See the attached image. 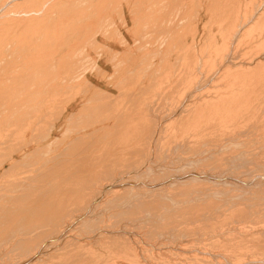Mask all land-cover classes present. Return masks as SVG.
Masks as SVG:
<instances>
[{
    "label": "bare ground",
    "instance_id": "bare-ground-1",
    "mask_svg": "<svg viewBox=\"0 0 264 264\" xmlns=\"http://www.w3.org/2000/svg\"><path fill=\"white\" fill-rule=\"evenodd\" d=\"M190 1H192V0H190ZM204 1L207 2L204 5L208 9V12H205V13H207L206 15L207 16L208 15L209 16H211V15L215 16V19L219 23L218 25L221 29L223 28V27H221L222 25L227 30H228V28L229 29L236 28V32H234V34H238V33L240 34L243 29L248 28V26H250L252 24L251 22H253V24H255V25L257 24V27L261 26L260 23L262 20H264V0L261 2V4L258 7L256 6L257 8H255V9L252 8V10L249 13H247L248 17L246 19H244L239 24H238V22L236 24L235 19L237 17L235 19L233 17H231L233 15V12H234L233 10L235 8H238L235 5L238 4L239 0H208V1L204 0ZM240 1H242V4H243V0H240ZM196 2H198V0ZM123 3H125L126 6H125V4L123 5ZM187 3H189V2H187V0H125V1L124 0L123 1L122 0H106V2L100 3L99 5H98V2L95 0H3V2H1L0 11L3 10L4 8H6L9 11V13L8 14H1V12H0V21L1 20L3 21V22H0V229H1L0 233H2V231H3L2 228L4 226L7 228L13 226V230L15 227L16 228L20 227L21 228L20 230L21 231L23 230L22 232H25V234H23L22 236L19 235V237L21 236V238L17 239V240L21 241V243L25 244L24 245L25 249L21 250L20 255L18 253L14 252V253L18 254L19 257L16 261H14V262L12 261L13 262L12 264H221L220 262H223L224 264L225 263L226 264H238L239 263V261L236 263H234V261L230 262L231 260L229 261L219 251L218 252L209 251V248L207 247L206 244L205 245L203 244L204 246L202 245V242L204 243V241H205V243H206V241L210 242L211 240H217L218 241L220 238H222L224 236V234H226V233H222V231L217 230V227L222 222L221 223L210 222V223H206V224H205V222H203L204 226L202 228L204 230V227H205V231H208V230H206L208 228L211 230L216 228L210 234H208V232L207 233L205 232L206 234H208L206 236L202 234V236H200V237H197L198 236L197 235L196 236L197 238H191V237H195L192 235V234H194L193 233L194 231H193L191 234V237L189 236L190 238L180 239L178 241L176 240V242H175L174 241L175 236H173V234H172L173 237L171 236V238H173V239L168 237V239L170 238V240L174 241L171 244H169L170 240H169V242L164 241L165 238L160 234V232H157L158 229H156L157 234H159V236L161 235L164 238L163 241L161 240L160 242H156V241H153L150 238H148L152 234L148 235L147 232L145 233V232L137 231L138 228H136V230H135L133 224H134V222H139V221H134V219L132 217H131V219H133V221H134L133 223L118 224V222L120 223V221L117 222L116 221L117 219L113 220V218L116 217L120 211H122V210H124V208H126V205H122L120 203L122 206L117 207L118 205H116V207H114L115 204L114 205L112 204V206L114 208H112L111 212L109 211L108 213L98 214L100 216H98L96 213L94 215V211H93L94 209L93 208H95V206L99 205V204H97L98 198L93 197L90 194L93 193V191L95 190V189H93V187L96 184L94 186L92 185V187H91L90 184L86 185V184H83L85 182L81 183V181H79L82 179L84 180L85 176H88V175L91 176V174H94V173L96 175L97 172H99V175H101L102 174L101 171L102 170L104 171V169L107 172L106 166H108V165L106 162H104V159H105V157L107 158L109 155L111 156V154L113 153V152L111 153V151L114 150V152H116V151H118V149H123V148L126 149L127 145H129L131 142H132V145L134 146V145H136V143L140 139V137H142L143 135H147V136L149 135L146 132L147 125L148 126L150 125V128L152 126V124H151L152 122L148 123V121L150 119L149 115H148L149 112H147V111H149V109H148L149 107L147 106V109H148L147 111L141 110L142 108H141L140 104L142 101L140 99H143L142 94L143 93L145 94V92H146L144 88H147L146 90H149L153 81H155V79L157 77H159V79L157 78L156 82L158 80H160L161 78H162V81L160 80L161 83H163V79L166 80L165 81L166 83H164V84H167V86H168L167 88L170 89L169 91L167 89L168 92L166 94V99L170 100V98H171L173 105H171L170 103L169 104L171 105V108H173V109L172 110H171V108L168 109L171 111H168V113L166 115H164V117H161L162 119L160 118L156 127L154 129H152L154 131L149 136V138L151 137V141H152V138H154V137L163 136V135H161L163 133V132H161L162 128H164L163 131H164V133H166L165 132V130H166L165 128H167L166 125H167V123L171 122V120L173 118L175 120L177 117L182 118L183 116H185V117H187V119H185V121L186 120L188 121V122L186 121V125H184V126L182 125L183 127L181 126L180 130L174 129V131H176V130L177 131L179 130L178 132L187 131L189 133L184 132V133H186V135H189L190 133H194V135L197 134V135H195L197 137H199V136L201 137V135L208 134V136L210 137L209 133L211 135L214 134L213 133V132H215L214 129L218 128L217 126H220V124H221L222 128L226 124L229 125L232 122L235 123V120L237 123L239 122L240 124H246L247 122H249V120H251V117L254 114V112H256V110L263 109L262 107H264V104L257 103L258 101H256L255 99L258 98L256 96L260 92L259 90H261L260 87L261 86H262V88L264 87V85H263L264 81H263V83H261V82L258 83L257 82L258 80H257L254 82L255 85L253 84L251 86L250 85L247 86L246 84L249 82L252 83V81L255 80L257 76L260 75V77H261V75L264 74V72L261 74V73H258V72H255V71H252L251 69H249V72L252 71L253 73L250 72L251 74H248V72H247V74L249 76V78H248L246 73H245L246 70L244 69L245 71H243V72H244V75H246V76H244L243 74H242L243 76L240 75L242 80L240 79L239 76H238L239 78H237V77H235V78L243 81L245 83V87L235 89L236 84L234 82L237 79L236 80L232 79L233 81L235 80L234 82L231 81L233 83H231L230 81L229 82L226 81L227 84L223 88L221 87L222 88L221 91H224L226 93H227V91H229V94L227 93L226 95H224V94L221 95L220 91H219L220 93L217 91L219 95H216L215 91L214 92L210 91V92L214 93L213 95L206 94V92L209 90L205 89L207 91H205V92L202 91L204 89L203 86L206 82L204 84H202L203 86H200V84H198L199 86L194 85L193 87H190V85L192 84V81L195 80L194 75L196 77L195 72H196L197 67L199 66L198 64L200 62V59L205 60L206 56H205V59L204 58L202 59V57L199 55L200 53L197 55L196 52L194 51V48H195L194 42H195V40L197 41V39H196L195 33H193L195 30L194 26H193L194 22L195 21L202 22L204 18H202L200 16V12H199L197 14L196 20L193 22V20L195 19V14L199 10L198 11L195 10L196 11L195 12L194 9L197 6H195V8H193L191 6L193 8V11L195 12V14L193 16L194 18L193 17L190 18L189 15L191 14L192 11L188 7L190 5H192L193 3L191 4V2H190L189 6H187ZM198 3L200 4V2H198ZM194 4H195V2H194ZM199 4H198V6L200 7ZM240 4H241V2H240ZM122 5L128 9V10L126 9L127 13L124 11L125 7L123 8ZM239 5H237V6H239ZM24 6H28L29 9L26 10V12L16 14V9H18L20 7H22V9H23ZM112 8H114V9L116 8L117 12L120 11L122 14L121 17L117 18V21L119 18L122 19V21L124 22L123 24L128 23V21H129V23L133 24L132 26H134V29L136 27H137L136 30L140 28L137 31L141 32L142 35H144V37H145V35H148L149 38L152 37V40H148V39L146 40V38H145L141 41L139 39L140 37H138V33L137 34L135 33V32H137L136 30H134V33L132 34L135 36L137 35V37H138L137 39L140 42H142V43H139L141 46L140 45H138V46H140V48L143 49V50L142 49H140V50L144 55L142 54L143 56H141V58H139V56L137 55V58L142 59L141 60L142 64H140V60L138 61L137 59H136V61H138L139 63L135 62V57H136L135 55L136 54H134V51L136 53V50H133V52H132L134 54V56L132 54L130 55L131 59H134L133 61L130 59L132 62L138 63L137 65L140 64L141 69L139 66H138L139 69L137 67V69L139 71L136 70V72H135L134 67L136 65H134L130 61H128V59L130 57H128V59H127V56L124 53L125 58L122 56L124 59L122 58L119 60H118L119 57L117 55L116 56L112 55L113 57L110 55L112 58L109 57V60L111 59V61L109 63H111V65L113 67L111 68V72L108 73L109 68H108V66H106L107 63L103 62V64H102L101 62H98L95 59L93 60L91 58L90 54L87 51H85V49H84L87 45L85 47L84 46L82 47V45H85L86 43H90V42L92 43L93 41L95 42L96 33L98 31H99V33L102 32V35H103V32L106 35V32L104 30H102V29L97 30L96 28L98 27L99 22H102L105 19H108L110 21L113 18L112 17L113 15H111V11H112L111 9ZM134 8H135V10H133ZM238 10L239 9H237V11ZM3 11L6 12L5 10H3ZM10 11H13V12L15 11L14 12L15 14H13V12L11 14ZM18 11H19V9H18ZM247 11L248 10H246V12ZM246 12H244V13H246ZM112 13H113V11H112ZM115 16H116V14H115ZM117 16H119V15H117ZM191 16H192V14H191ZM207 18H206V20H207ZM120 19H119V21H121ZM206 20H204V21H206ZM187 22H189V23L191 22L190 25H192V26H190V29H192V31L189 33H193V35L192 34L190 35V37L191 36H193V37H192V40L190 38V40H191V41H189L190 43H186L187 40H185L184 37L182 38L181 37L182 35L180 36L181 30H178V28L182 29V27H179L180 25L183 26L182 25L183 23H185V25H186ZM262 23L264 24V22H262ZM187 25H189V24L187 23ZM203 25L205 28V24H203ZM209 25H210V23H209ZM219 27H218V29H220ZM190 29H188L187 31H189ZM218 29H217V32H218ZM113 30L117 32L116 29L113 28ZM196 31H197V29H196ZM228 32H229V30H228ZM183 33L184 32H182V34ZM225 33H227V31ZM229 33H231V30ZM114 35H112V36H114ZM156 35L157 36L161 35V36H164L165 38H161L159 40H153V37L155 38ZM140 36H141V34H140ZM230 37H232L231 34H230ZM102 38H104V37H102ZM121 38L124 39V37H121ZM121 38H119V39H121ZM214 38H217V37H214ZM135 39H136V37H135ZM135 39L131 38V40H133L132 42H134ZM141 39H142V36H141ZM224 40L227 41V39H224ZM121 41L122 40H120L118 42L126 45V47L130 43L126 39L123 40L122 42ZM207 41H209V40L207 39ZM132 42L130 45H132L134 43L135 44L138 43V42H136V40L134 43H132ZM215 42L216 41L214 40V44L213 43L212 44L216 45ZM222 42H224V41H222ZM229 42H230V40H229ZM154 43L158 44V46L155 45ZM100 44H101V42H100ZM151 44L155 45L154 46L155 49L152 47ZM217 44H219V43H217ZM220 44H221V42H220ZM89 45H92V44H89ZM221 45H222V47L223 46L227 47L228 44L224 45L222 43ZM94 46H92V48ZM96 46H97V44H96ZM133 46H137V44L133 45ZM133 46L132 47L130 46V48H133ZM146 46L147 47L149 46V48L152 47L153 51L155 50L154 53L157 54V55H154L155 58H158L160 56V58H159L160 60L158 62H156V61H154L156 63L152 62V59L154 60V58H153L154 56L152 57V59L149 58V61H148L147 57L150 54H148V56L146 58L144 57L147 55V54L145 55V53H147V52L150 53L148 51V48H146ZM190 46H192V47L190 48ZM193 46H194V48H193ZM198 47H200V46H198ZM107 48H108V46H107ZM214 48H216V46L213 47V50L216 52L217 48L216 49H214ZM219 48H221V46ZM94 49H95V47H94ZM138 49H139V47L137 48V50ZM211 49L212 48H210V50ZM223 49L226 50V48H224V47L221 50H223ZM122 50L125 51V49H122ZM217 50L220 53L222 52L220 49H217ZM93 51L94 50H92V54H93ZM144 51H147V52L144 53ZM137 52H139V50ZM207 52H208V50H207ZM210 52L214 53L213 51H210ZM151 53H153V52H151ZM220 53H217V54L215 53L217 55L216 57H218V54H220ZM108 54L109 53H107L106 55H108ZM139 55H141V54H139ZM132 56L134 58H132ZM213 56H212V58H213ZM150 57H151V55H150ZM252 57L253 58H248L247 60L245 59L246 61L241 60L242 62L241 61L240 62L243 65L242 67H244V66L252 67L253 65H254V67H255V65H257L259 67L261 64L264 65L263 64V61H264V53L263 52H262V54L259 53L258 56H256V57H254V56H252ZM94 58H95V56H94ZM116 58H117V61H115ZM212 58H210V60ZM218 59L220 60L219 57H218ZM125 60H126V62L128 61L127 62L128 64L125 62ZM214 60H215V58H214ZM214 60L211 61V63L214 62ZM224 60H226V58ZM105 61H106V59H105ZM208 61L209 60H207L206 63ZM124 62H125V66L122 68V70L117 72L119 66L121 64L123 65ZM221 62H222V60L220 61L219 66H217L218 67L216 70L217 73H222V74H220L221 76H223L224 74H226V75L230 74L229 72L226 73L223 71L226 70L231 65L233 67L232 62L227 61V62H229L227 64L225 63V61H224V63H221ZM202 63H200V64H202ZM211 63H209V64H211ZM209 64H206V65H209ZM238 65L235 64V66H238ZM262 65H261V67L263 69L264 67ZM91 66H94L93 68L97 67V69H99L98 73L96 74V75H99L98 77L95 75H94L95 76L94 77L93 74H91L90 71L88 70ZM212 66H213V64H212ZM240 66H239V69H240ZM132 67H133V69H132ZM203 67H205V64ZM242 67H241V69H242ZM200 68H201V66H200ZM209 68L211 69V66ZM245 68L247 69L248 67H245ZM237 69H238V67H237ZM91 70H92V67H91ZM207 71L209 72V69ZM239 71H237V72H239ZM202 72L203 71H201V73ZM234 72L238 75L236 70ZM234 72H233L234 75L231 73L232 76H235ZM243 72H241V73H243ZM134 74H135V76L139 74L137 76L138 78L134 76L135 79H138L136 83L134 82L136 80H134L133 83L131 82V79H132L131 77ZM231 74H230V77H232ZM251 75H252V77H250ZM160 76H161V78H160ZM207 76H208V74H207ZM209 76H211V75H209ZM243 77L244 78L247 77V79L244 81ZM262 77H264V76H262ZM192 78H193V80H192ZM227 78H228V76H227ZM211 79H209V80H211ZM222 79L226 80V77L222 78ZM222 79H219L218 81H220ZM238 80H237V82H238ZM240 80H239L240 86H241V84H242V86H244V83H241ZM210 82L212 84V82H215V81L211 80ZM223 82H225V81H223ZM154 83H153V85H154ZM161 83L160 84L157 83V85L159 86V85H161ZM259 84H261V86ZM134 85L135 86L138 85V87H135ZM187 85L190 87V88L187 87L189 90H187V88H185ZM208 86H209V84H208ZM257 86H260V87H257ZM124 89H126V90H124ZM128 89L130 90V91H128L129 93L125 92ZM211 89H212V87H211ZM218 89H220V87H218ZM202 92L205 93L206 95H203ZM162 95H161V97H162ZM261 97H262V95H261ZM171 100L167 101V102H171ZM174 100H175V102H174ZM136 106L139 107L140 110H138L139 108H136ZM58 109H59V112L57 111ZM54 118H55V120H54ZM59 119H61V123L58 125L57 121ZM179 119L180 118H178V121H179ZM237 119H239V120L237 121ZM183 120L180 121V122H182V124L184 123ZM154 121H156V120H154ZM178 121L176 119V121H174V122L172 121V122L176 123ZM176 125H177V123H176ZM234 125H236V123ZM177 127H178V125H177ZM205 127L207 129H205ZM226 127H227V125H226ZM168 130L169 129H167V131ZM218 130H221V129H218ZM144 132H146L147 134ZM156 132L158 133L157 135H156ZM160 132H161V134H160ZM141 133H142V135H141ZM150 133H151V131H150ZM241 133H242V131H241ZM181 135H179V136L181 137ZM194 135L191 134V136H194ZM173 137L176 139V135ZM197 137H195V138H197ZM144 138L145 137H143L141 139L144 140ZM166 138H169V136H167ZM174 138L171 137V139H173V141H174ZM201 138L204 139L203 136ZM201 138L197 139V140H202ZM157 140H159V139L157 138L156 141ZM141 141H138V143L139 142L141 143ZM219 141H221V140H219ZM148 142H147V144H148ZM170 142H172V141H170ZM143 144H144V142L140 145L142 146ZM199 144H200V142H199ZM214 144H216V143H214ZM226 144L228 145L229 143L227 142ZM193 145H195V144H193ZM195 146H197V145H195ZM201 146H202V144H201ZM130 147H132L131 144H130ZM148 147L150 148L151 146L149 145ZM116 148H117V150H115ZM132 149H129V150L132 151ZM134 149L136 150L137 148H134ZM134 149L132 151L133 153H135ZM140 150H141V148H140ZM144 150H146V149H144ZM236 150H237V148H236ZM126 151L129 152L128 150H126ZM138 151H137V154L139 155L140 153H138ZM180 152H182V151H180ZM133 153H131V154H133ZM144 153H146V152H144ZM190 153H191V151H190ZM118 154H120V153H118ZM114 155H117V154L114 153ZM133 156H135V155H132V157ZM103 157H104V159H103ZM137 157H139V156H137ZM137 157L135 158V160L137 159ZM141 161H142L143 165L138 166L139 168L137 167V169L134 167L135 172L136 171L140 172V170L142 171L145 167L151 165L150 163L148 164L147 162L144 163V159ZM227 161H229V160H227ZM260 161H261V159H260ZM107 162H109L108 159H107ZM123 163H124V161H123ZM110 164H111V160H110ZM113 164H114V162L111 165L112 167L116 165V164L115 165H113ZM110 167H108V168H110ZM32 171L37 172L39 175L34 173L35 174V176H33L34 178L30 177L31 178L30 179L27 177L28 174H26V173L32 172ZM66 171H69V173L67 172V174H66V180L65 181L67 183L63 182L64 185H62V181H60V180H61V177L63 175V172H66ZM105 171H104V173H105ZM255 171H257V170H255ZM144 172H146V170H144ZM23 175H27V176H23ZM36 175L38 177H36ZM73 175H78V176L73 177ZM95 175H92V176H95ZM103 175H101V176H103ZM56 176L57 177L60 176L59 181L61 182V184H60V186L62 185L61 187H58L56 185L54 186L53 184L52 185L50 184L52 187H49L48 185L44 184L46 181L49 182L50 179L51 180L54 179V177L57 178ZM113 176H114V173H113ZM180 176H182V175H180ZM67 177H69V178H67ZM190 177H191V175H190ZM63 178H65V177L63 176L62 179ZM90 178H92V177H90ZM194 178H195V176H194ZM86 179H88V178L86 177ZM93 179L95 180V178H92V180ZM178 179H180V178H178ZM191 179H190V181H191ZM99 180L100 179H98V181ZM120 180H122V178H120ZM197 180H195V181H197ZM59 181L57 180L55 182L54 180H52V182H55V183L58 182V184H59ZM90 182L91 181H89L88 183H90ZM123 182L124 181H116L113 184H111L110 188H114V189L119 188L125 184ZM170 182H172V181H170ZM180 182H182V181H180ZM166 183H168V182L166 181ZM245 183H248V182H245ZM41 184H43V187L40 191H37V190L32 191L31 190V189L36 188L37 185L39 186ZM91 184H92V182H91ZM99 184L97 183V185H99ZM180 184L183 186L182 183H180ZM141 185H143L145 187V189H146V187L151 189L156 184L146 182V183H142ZM163 185L161 187H163ZM165 185H167V184H165ZM244 186H245V184H244ZM53 187H57V188H53ZM124 187H125V185H124ZM177 187H178V185H177ZM177 187H175V188H177ZM98 188H97L98 189V195H100L102 202H107V201L109 202V199H110L109 193H111V192L114 193L115 190H109L110 188L108 189L107 186H102V187L98 186ZM122 189H124V188L122 187ZM122 189H120V190H122ZM140 189H142V188L140 187ZM164 189L167 190V188H164ZM164 189H162V190H164ZM170 189H171V187H170ZM184 189H186V188H184ZM132 190H134V189H132ZM168 190H169V188H168ZM182 190L183 189L181 188L180 191H182ZM119 191H118V194H120ZM178 191H176V193ZM144 192L146 193L147 191L144 190ZM189 192H190V189H189ZM183 193H185V192H183ZM84 194L86 196L82 197V195H84ZM210 194H211V192H210ZM128 195H130V193ZM147 195H149V194H147ZM181 195H182L181 197H183V194H181ZM188 195L190 196V194H188ZM135 196H136V194H135ZM139 196H140V194H139ZM149 197H151V196H149ZM198 197H200V196H198ZM137 198H138V196H137ZM140 198H141V196H140ZM185 198L187 199V197H185ZM115 199H117V198H115ZM115 199H114V201L112 200V202H115ZM141 199H143V198H141ZM170 199H172V198H170ZM189 200H191V198ZM202 200H205V199H202ZM133 201L131 202L130 205H132ZM150 201L152 203V200H150ZM174 201L177 202V200H175V199H174ZM120 202H121V199H120ZM141 202L143 203L144 201L143 200H137L134 203L136 204V203H141ZM166 202H167V200H166ZM180 202H181V200H180ZM189 202H191V201H189ZM124 203H126V202H124ZM206 203H209V202H206ZM135 204H133L131 207L133 208V206ZM145 204H147V203H145ZM154 204L156 205L157 203L154 202ZM175 204H177V203H175ZM209 204H211V203H209ZM130 205L127 207H130ZM155 205H153V207ZM157 205H159V204H157ZM162 205L163 204H161V206ZM164 205H166V204H164ZM178 205H180L179 202H178ZM200 205H201V202H200ZM200 205L197 204L196 209L198 207H200ZM202 205H203V203H202ZM100 206H101V204H100ZM107 206H108V204H107ZM138 206H139V204H138ZM195 206H196V204H195ZM141 207H143V206H141ZM149 207L150 206H148V208ZM104 208H106V206ZM132 208H130V209H132ZM148 208L146 207L147 211H148ZM181 208H183V207L181 206ZM75 209L76 210L80 209V211H77V213H75V214H71V212L74 211ZM167 209H168V206H167ZM185 209H183V210H185ZM200 209H201V207H200ZM204 209L206 210L205 206H204ZM98 210H99V208H98ZM127 210L131 211V210H129V208ZM134 210L136 211L137 208L136 209L134 208ZM142 210H144V208ZM146 210H144V211H146ZM257 210H259V209H257ZM263 210H264V208H263ZM151 211H153V210H151ZM206 211H208V210H206ZM250 211H252V209ZM138 212L141 213V211H138ZM162 212H164V211H162ZM133 213H135V215H134V217H135L137 214H136V212H133ZM147 213H146V215H147ZM150 213L148 215H150ZM160 213H161V210H160ZM160 213H158V215ZM243 213H244V211H243ZM176 214L177 213H175V215ZM179 214H180V212H179ZM124 215L126 216V214H124ZM146 215H145V217H147ZM158 215H156V216H158ZM129 216L126 218H129ZM150 216L152 217L153 215H150ZM178 216H177V218H178ZM181 216L183 217L185 215L183 214ZM170 217H173L172 214ZM93 218H96L97 222L99 221V223L102 222V225L95 227L94 229H92V231L90 230L91 229L90 226H88L87 228H90L89 229L90 232H86L84 234L80 233V231L83 229L86 222H88L89 219H93ZM139 218H141V217H139ZM142 218H144V217H142ZM121 219H122V217H121ZM121 219L119 217V220H121ZM160 219H161V217H160ZM174 219H175V217H174ZM214 219H216V218H214ZM170 220H171V218H170ZM170 220H169V222H171ZM183 220H184V217H183ZM93 221H95V220H93ZM129 221L130 220H128V222ZM208 221H209V219H208ZM122 222H123V219H122ZM141 222L146 224V226L151 224L152 225V226L150 225L152 227V228H150L151 231H152V229L157 227V226L154 227L155 226L154 223H156V221H154V220H146L145 222H147V223H145V222H143V219H142ZM141 222H139V223H141ZM184 222H185V220H184ZM159 223H161V222H159ZM180 223H181V220H180ZM180 223H179V227L181 226ZM88 224H90V223H87L86 226ZM93 224H94V222H93ZM193 224H192V226H193ZM224 224H225V222H224ZM227 224H229V223H227ZM90 225H92V223ZM137 225H138V223H137ZM173 225H174V223H173ZM183 225H184V223H183ZM189 225H190V223H189ZM195 225L198 226V224H195ZM160 226H161V224H160ZM174 226H176V225H174ZM182 226L180 229H182ZM201 226H199V227H201ZM166 227H167V229L169 228L168 226H166ZM166 227H165V229L163 228L164 231L166 230ZM185 227H186V225H185ZM261 227H263V226H261ZM191 228L192 227H188V229H191ZM6 229H4V231H6ZM37 229H39V231H36ZM144 229L146 230L145 227H144ZM144 229L142 231H144ZM148 229H149V227H148ZM185 229H187V228H185ZM194 229H195V227H194ZM227 229L230 230V228H227ZM234 229L235 228H233V230ZM87 230L85 229V231H87ZM154 230H153V233L156 234L154 232ZM174 230H172V231H174ZM83 231L84 230H82L81 232H83ZM185 231L189 232L190 230L189 231L185 230ZM195 231H196V229H195ZM197 231H199V228H197ZM9 232H11V231H9ZM178 232H179V230H178ZM181 232H182V230H181ZM258 232H260V231H258ZM148 233H150V232H148ZM246 233H247V231H246ZM257 233H256V235H257ZM16 234H18V232ZM174 234H176V232ZM198 234H200V233H198ZM228 234H230V233L227 232L226 235H228ZM262 234H263V232H262ZM183 235L185 237H187L188 234L185 235V233H183ZM183 235H182V237H184ZM246 235H244V237ZM256 235L253 234L252 237H255ZM8 236H10V235H8ZM15 236H17V235H15ZM159 236H157V237H159ZM258 237L259 236H257L256 240L259 242L260 239ZM156 240H159V239L156 238ZM251 241H253V240H251ZM213 242L211 241V243H209V244L215 246V244ZM218 242H220V240ZM254 242H256V241H254ZM188 243H190L191 245H194L195 243H198V244L200 243V245H202L203 247L206 246L208 248V250H205L206 248H203L200 245H199V247H197L198 245L196 247L195 246L188 247L187 246ZM14 245L15 244H13V246ZM17 245H18V243H17ZM17 245H15V247H17ZM15 247H14V249H15ZM227 249H228V247H227ZM259 249H260V247H259ZM259 249H255V250H259ZM242 250H239V251H242ZM12 251H14V250L12 249ZM252 256L249 257L250 261L248 260V262H246L244 259V264H264L263 256H262V258H260L259 255L256 257L253 256L254 258L259 257L258 260L257 259L256 260L250 259ZM238 257L241 258L239 255H238ZM241 262H243V261H241ZM241 262L239 264H241Z\"/></svg>",
    "mask_w": 264,
    "mask_h": 264
},
{
    "label": "rangeland",
    "instance_id": "rangeland-1",
    "mask_svg": "<svg viewBox=\"0 0 264 264\" xmlns=\"http://www.w3.org/2000/svg\"><path fill=\"white\" fill-rule=\"evenodd\" d=\"M95 1H97L98 2V5L100 4V3H104V2H106V0H95ZM123 1V0H122ZM125 1V0H124ZM197 1V0H196ZM195 0L193 1H190V0H187V2H189V3H187V6H189L190 5V2H191V4L193 3L194 4V2H195V4L193 5H190L188 8H190V10L192 11L191 12V14H192V16H191V14L189 15L190 16V18L191 17H193L194 16V14H195V10H199L196 14H195V19L193 20V22L196 20V18H197V14L200 12V16L202 17V18H204L203 19V23L202 22H197V21H195L194 22V24H193V26H194V32L193 33H195V36H196V39H197V41L195 40V42H194V46H195V48H194V46H193V48H194V51L196 52V54L198 55L199 53V55L202 57V59L204 58L205 59V56H206V61L207 60H209L207 63H206V61L205 60H201L200 59V62H199V68L197 67V69H196V72H195V74H196V77H195V75H194V79L195 80H193V78H192V84L190 85V87H193L194 85H196V86H199L198 84H200V86H203L202 84H204L205 82V84H204V89L202 90V91H207V90H209V91H207L206 92V94H210V95H213L214 93V91H215V94L216 95H219L218 94V92L221 94V95H226L227 93L229 94V91H227V93L226 92H224V91H221V89L227 84V82H231V81H233L232 79H237V78H239L240 77V79L242 80V78H241V76L240 75H244V72L243 71H245V73H246V75H247V77L249 78V76H248V74H251L250 72H252V71H255V72H258V73H263L264 72V68L262 69V67H261V65L258 67L257 65H255V67H254V65L252 66V67H250V66H244V67H242L243 65L241 64V62L243 61V60H247L248 58H253L252 56H254V57H256V56H258V54L259 53H261L262 54V52L264 53V24L262 23V22H264V20H262L261 21V26H258L257 27V24L255 25V24H253V22H251L249 25L250 26H248V28H245V29H243L242 31H241V33L239 34H234V32H236V28H232V29H229L228 28V30H229V32H230V30H231V33H229L228 32V30L227 29H225V27L222 25L221 27H223L222 29L219 27V23L217 22V20L215 19V16H213V15H211V16H207L206 14L207 13H205V12H208V9L204 6L207 2H205L204 0H198V2H200V4L198 3V2H196ZM206 1H208V0H206ZM245 1V2H244ZM263 0H243V4H242V1H240L239 0V2H238V4H236L235 6L236 7H238V8H235L233 11V15L231 16V17H233L235 20H236V24H237V22H238V24L239 23H241L244 19H246L247 17H248V14L247 13H249L251 10H252V8L253 9H255V8H257L260 4H261V2H262ZM1 2H3V0H1L0 1V5H1ZM240 2H241V4H240ZM203 3V4H202ZM125 3H123V5H124ZM198 4L200 5V7L198 6ZM240 4V5H239ZM245 4V5H244ZM247 4V5H246ZM122 5V6H123ZM237 5H239V6H237ZM244 5V6H243ZM125 6H126V4H125ZM125 6H123V8L125 7ZM195 8V6H197L195 9H194V11H193V8ZM257 6V7H256ZM199 7V8H198ZM202 7V8H201ZM205 7V8H204ZM243 7V8H242ZM198 8V9H197ZM18 9H19V11H18ZM18 9H16V14L17 13H22V12H26V10H28L29 9V7L28 6H24V8L22 9V7H20V8H18ZM22 9V10H21ZM127 8L125 7L124 8V11L127 13V10H126ZM206 9V10H205ZM237 9H239L238 11H237ZM3 10H5L6 12H4ZM3 10H1L0 12H1V14H8L9 13V11L6 9V8H4ZM112 11H113V13H112V11H111V15H113L112 17L114 18H112L110 21L108 20V19H105V20H103L102 22H99L98 23V27L96 28L97 30H104L105 32H106V35L104 34V32H103V35H102V32L101 33H99V31L96 33V38H95V42L93 43H86L85 45H82V47L84 46H86L84 49H85V51H87L89 54H90V56H91V58L94 60H96V61H98V62H101L102 64H103V62H106L107 63V65L106 66H108V73L109 72H111V68L113 67L112 65H111V63H109L110 61H111V59L109 60V57H111L112 55L113 56H118L117 58H118V60L119 59H122L123 57L125 58V56H124V53H125V55L127 56V59H128V57H130L129 59H128V61H130L132 64H134V65H136L135 67H134V69H135V72H136V70L137 71H139L138 69H139V67H140V64H142L141 62V60L142 59H139V58H141V56H143L144 54L141 52V50L140 49H142V48H140V44L139 43H142V42H140L137 38L138 37H140L139 39L142 41L143 39H145L146 38V40L148 39V40H152V37L151 38H149V36L148 35H145V37H144V35H142V33L141 32H139V31H137V30H139V29H137L136 30V28L134 29V26H132L133 24H131V23H129V21H128V23H125V24H123L124 22L122 21V19H120L121 21H119V19H118V21H117V18L118 17H121V12L120 11H118L117 12V9L115 8H112L111 9ZM117 12H115V11ZM133 10H135V8L133 9ZM189 10V9H188ZM246 10H248L247 12H246ZM236 11V12H235ZM4 12V13H3ZM11 12V14H12V12L13 11H10ZM15 12V11H14ZM13 12V14H15ZM194 12V13H193ZM238 12V13H237ZM243 12V13H242ZM244 12H246V13H244ZM190 13V12H189ZM115 14H116V16H115ZM235 14V15H234ZM117 15H119V16H117ZM208 17V18H207ZM116 18V19H115ZM194 18V17H193ZM192 18V19H193ZM206 18H207V20H206ZM213 18V19H212ZM209 19V20H208ZM204 20H206V21H204ZM192 21V20H191ZM210 21V22H209ZM0 22H3L2 20L0 21ZM187 23L189 24V25H187ZM186 23V25L189 27H187L186 25H185V23H183L182 25L183 26H179V27H182V29H179L178 28V30H181V34H180V36L183 38L184 37V39L185 40H187L186 41V43H190L189 41H191L192 40V37L193 36H191L190 37V35L192 34L193 35V33H189V32H191L192 31V29H190V26H192V25H190V23L189 22H187ZM209 23H210V25H209ZM122 24V25H121ZM203 24H205V28H204V25ZM259 24V25H260ZM110 26V27H109ZM86 27V26H85ZM128 27V28H127ZM187 27V28H186ZM218 27L220 28V29H218ZM113 28L114 29H116L117 30V32L116 31H114L113 30ZM127 28V29H126ZM192 28V27H191ZM87 29V28H86ZM132 29V30H131ZM184 29V30H183ZM188 29H190L189 31H187ZM196 29H197V31H196ZM217 29H218V32H217ZM134 30H136L137 32H135L136 34L138 33V37H137V35L135 36V35H132L133 33H134ZM227 31V33H225L226 31ZM235 30V31H234ZM248 30V31H247ZM131 31V32H130ZM142 31V30H141ZM196 31V32H195ZM182 32H184L183 34H182ZM223 32V33H222ZM118 33V34H117ZM141 34V36H142V39H141V36H140V34ZM219 33V34H218ZM225 33V34H224ZM111 34V35H110ZM115 34V35H114ZM122 34V35H121ZM205 34V35H204ZM213 34V35H212ZM225 36H224V35ZM228 36H227V35ZM230 34H231V36L232 37H230ZM234 34V35H233ZM102 35V36H101ZM112 35H114V36H112ZM201 35V36H200ZM239 35V36H238ZM124 37V39H122L121 37ZM206 36V37H205ZM238 36V37H237ZM102 37H104V38H102ZM106 37V38H105ZM135 37H136V39H135ZM144 37V38H143ZM148 37V38H147ZM159 37V38H158ZM210 37V38H209ZM212 37V38H211ZM214 37H217V38H214ZM119 38H121V39H119ZM131 38L132 39H135L136 40V42H138V43H136L137 44V46L138 45H140V46H138L139 47V52H137L138 50H137V46H133V45H136L134 42H135V40H134V42H132L133 40H131ZM157 38V39H156ZM161 38H165L164 36H161V35H156L155 36V38L153 37V40H159V39H161ZM190 38H191V40H190ZM100 39V40H99ZM127 40L128 42H130L129 44H128V46L126 47V45H124V44H121L120 42H118V41H120V40ZM205 39V40H204ZM207 39L209 40V41H207ZM213 39V40H212ZM224 39H227V41L226 40H224ZM233 39V40H232ZM97 40V41H96ZM214 40L216 41L215 42V44L216 45H213L214 44ZM221 40V41H220ZM229 40H230V42H229ZM121 41V42H122ZM203 41V42H202ZM222 41H224V42H222ZM226 41V42H225ZM100 42H101V44H100ZM131 42L132 43H134V44H132V45H130L131 44ZM220 42H221V44L223 43L224 45H227V47L226 46H223L224 48H226V50L225 49H223V50H221L223 47H222V45L220 44ZM204 43V44H203ZM206 43V44H205ZM208 43V44H207ZM213 43V44H212ZM217 43H219V44H217ZM89 44H92V45H89ZM96 44H97V46H96ZM103 44V45H102ZM155 45H157L158 46V44H156V43H154ZM152 45V47L154 48V46L155 45ZM212 44V45H211ZM95 45V46H94ZM105 45V46H104ZM147 45V44H146ZM203 45V46H202ZM211 45V46H210ZM218 45V46H217ZM92 46H94L95 47V49H94V47L92 48ZM99 46V47H98ZM103 46V47H102ZM107 46H108V48H107ZM130 46L132 47L133 46V48H130ZM156 46V47H157ZM198 46H200V47H198ZM216 46V48L217 49H220L222 52L220 53V52H218V50L216 49V48H214V49H216V52L213 50V47H215ZM221 46V48H219ZM126 47V48H125ZM152 47H150L149 48V46L147 47L146 46V48H148V51L150 52V53H148L147 51H144V53L145 52H147V53H145V55L146 56H144L145 58L148 56V54H150L151 55V57H150V55L147 57V59H148V61H149V58L150 59H152V57L154 56V55H157V54H155L154 52H155V50L153 51V48ZM192 46H190V48H191ZM88 48V49H87ZM103 48V49H102ZM106 48V49H105ZM135 48V49H134ZM210 48H212L211 50H210ZM90 49V50H89ZM122 49H125V51L124 50H122ZM150 49V50H149ZM155 49V48H154ZM92 50H94L93 51V54H92ZM102 50V51H101ZM133 50H136V53H135V51H134V54H136L135 56V62H138L139 60H140V64L139 65H137L138 63H135V62H132L134 59H131V54L134 56V54L132 53L133 52ZM143 50V49H142ZM146 50V49H145ZM207 50H208V52H207ZM213 51L214 53H212V52H210V51ZM219 50V51H220ZM96 51V52H95ZM201 51V52H200ZM151 52H153V53H151ZM107 53H109L108 55H106ZM138 53V54H137ZM210 53V54H209ZM217 53H220V54H218V57L220 58V60L218 59V57H216L217 55L216 54ZM139 54H141V55H139ZM143 54V55H142ZM153 54V55H152ZM209 54V55H208ZM111 55V56H110ZM137 55L139 56V58H137ZM211 55V56H210ZM214 55V56H213ZM220 55V56H219ZM223 55V56H222ZM94 56H95V58H94ZM98 56V57H97ZM106 56V57H105ZM112 56V57H113ZM123 56V57H122ZM132 56V58H134ZM208 56V57H207ZM212 56H213V58H212ZM226 56V57H225ZM111 57V58H112ZM157 57V56H156ZM212 58L211 60H210V58ZM222 57V58H221ZM224 57V58H223ZM230 57V58H229ZM117 58H116V60L115 61H117ZM123 58V59H124ZM144 58V59H145ZM154 58V60L152 59V62L153 63H156V62H158L160 59V56L158 57V58H155V56L153 57ZM214 58H215V60H214ZM226 58V60H224ZM105 59H106V61H105ZM132 61H131V60ZM136 59L138 60V61H136ZM158 59V60H157ZM214 60V62H212L211 63V61H213ZM222 60V62L221 63H224V61H225V63L227 64V63H229L230 61L232 62V64H233V67H232V65L230 66V67H228L226 70H224L223 72H226V73H232L233 74V72L236 70V72L237 71H239V72H237L238 73V75L235 73V76H232V74H231V76L232 77H230V74H224L223 76H221L220 74H222V73H217V66H219V64H220V61ZM242 60V61H241ZM245 60V61H246ZM127 61V62H128ZM154 61H156V62H154ZM204 61V62H203ZM227 61H229V62H227ZM235 61V62H234ZM241 61V62H240ZM95 62V61H94ZM125 62H126V60H125ZM125 62H124V64L122 65H120L119 66V68H118V70H117V72H119L120 70H122V68L125 66ZM126 62V63H127ZM129 62V63H130ZM203 62V63H202ZM238 62V63H237ZM200 63H202V64H200ZM209 63H211V64H209ZM128 64V63H127ZM204 64H205V67H203L204 66ZM206 64H209V65H206ZM212 64H213V66H212ZM235 64L236 65H238V66H235ZM263 64H264V61H263ZM241 65V66H240ZM139 66V67H138ZM200 66H201V68H200ZM208 66V67H207ZM211 66V69L209 68ZM239 66H240V69H239ZM263 67H264V65H262ZM91 67H92V70H91ZM88 70L90 71V73L91 74H93V76L95 75V76H99V75H96L97 73H98V71H99V69H97V67L96 68H93L94 66H91ZM133 67H132V69H133ZM137 67H138V69H137ZM213 67V68H212ZM237 67H238V69H237ZM241 67H242V69H241ZM245 67H248L247 69L245 68ZM250 67V68H249ZM216 68V69H215ZM140 69H141V67H140ZM153 69V68H152ZM203 69V70H202ZM209 69V72L207 71ZM213 69V70H212ZM245 69V70H244ZM249 69H251L252 71H250L249 72ZM150 70V69H149ZM248 70V71H247ZM133 71V70H132ZM201 71H203L202 73H201ZM205 71V72H204ZM211 71V72H210ZM241 72H243V73H241ZM247 72H248V74H247ZM254 72V73H255ZM138 73V72H137ZM211 73V74H210ZM213 73V74H212ZM215 73V74H214ZM241 73V74H240ZM253 73V72H252ZM201 74V75H200ZM206 74V75H205ZM207 74H208V76H207ZM139 75V74H138ZM138 75H136L135 76V74L134 75H132V79H131V82L133 83V81L134 80H136V81H134L135 83L137 82V80L138 79H135V77H137ZM209 75H211V76H209ZM214 75V76H213ZM234 75V74H233ZM242 75V76H243ZM246 75H244V76H246ZM94 76V77H95ZM135 76V77H134ZM217 76V77H216ZM226 77V80L225 79H222V78H225ZM227 76H228V78H227ZM239 76V77H238ZM262 76H264V74H262L261 75V77H260V75L259 76H257L256 77V79L255 80H253L252 81V83H247L246 85L248 86V85H255V81H257L258 83H263V81H264V77H262ZM205 79H204V78ZM220 77V78H219ZM222 77V78H221ZM235 77H237V78H235ZM247 77H243V80L245 81L246 79H247ZM250 77H252V75L250 76ZM138 78V77H137ZM158 79H159V77H157ZM157 78L155 79V81H153V83H154V85H153V83H152V85H151V87L149 88V90H146L147 88H144L145 89V91L147 92H145V94L143 93L142 94V98L143 99H140L139 101L141 102V104H140V106H141V110H145V111H147L148 109H149V111H147V112H149L148 113V115H149V121H148V123H150V122H152L151 124H152V126H151V128H150V125L148 126L147 125V130H146V132L149 134L148 136L147 135H143L142 137H140V139L138 140V141H141V143L140 144H142L143 142H144V144L141 146L139 143H138V141H137V143H136V145H132V142L130 143L131 144V146L132 147H130V144L129 145H127V148L126 149H118V151H116V152H114V150L113 151H111V156L109 155L107 158L105 157V159H104V157H103V159H104V162H106L107 163V165L108 166H106V170H107V172L105 171V169H104V171H105V173H104V171L102 170L101 171V175H103V176H101V175H99V172H97L96 173V175H95V173L94 174H91V176H85V179L83 180H79V181H81V183L82 182H85V183H83V184H86V185H88V184H90V186L92 187V185L94 186L95 184V186L93 187V189H95L94 191H93V193H91L90 195L91 196H93V197H96V198H98V202H97V204H99V205H97V206H95V208H93L94 210V215H95V213L98 215V214H102V213H108L109 211L111 212V210H112V208H114V207H116V205H118L117 207H119V206H122V205H126V208H124V210H122V211H120L119 212V214L116 216V217H114L113 218V220H116L117 222L118 221H120V223L118 222V224H121V223H133L134 221H139V222H141L142 221V219H143V222H145L146 220H154V221H156V223H154L155 224V226L154 227H156V228H154V229H152V231L150 230V228H152L151 226V224H149V225H147L146 226V224H144V223H139V222H134V228H135V230H136V228H138L137 229V231H141V232H147V234L148 235H151V236H149L148 238H150L151 240H153V241H156V242H160L161 240L163 241V239H164V241H167V242H169V240H170V238H171V236H172V234H173V236H175L174 237V241L176 242V240L178 241V240H180V239H185V238H190L191 237V234H192V232L195 234H192L193 236H195V237H191V238H197V237H200V236H202V234L203 235H208V234H210V233H212L215 229H213V230H211V229H206V230H208V231H205V227H204V230H203V226H204V223L203 222H205V224L206 223H210V222H219V223H221L218 227H217V230H219V231H222V233H226L227 234V232H229L230 234H228V235H226V234H224V236L222 237V238H220L219 240H220V242H218L217 240H211L214 244H215V246H213V245H211V244H209V243H211V241L210 242H208V241H206V243H205V241H204V243L202 242V245L204 244H206L207 245V247L209 248V251H216V252H220L221 254H223L230 262H233L234 261V263H236V262H238L239 261V263L241 262V261H243V262H241V264H244V259H245V261L246 262H248V260H249V257L250 256H254V257H256V256H260V258H262V256H263V258H264V210H263V208H264V107H262L263 109H258V110H256V112H254V114L252 115V117H251V120H249V122H247L246 124H240L239 122V124L236 122V120H235V123H236V125H234L235 123L234 122H232V123H230L229 125L228 124H226L227 125V127H226V125H222L223 126V128L221 127V124H220V126H217L218 128H215L214 129V131L215 132H213L214 134H210L209 133V135H210V137L208 136V134H205V135H201V137L203 136V138L204 139H202L200 136V138L202 139V140H197V139H200L199 137H197V136H195V135H197V134H195L194 135V133H190L189 135H186V133H189V132H187V131H184V132H186V133H184V132H178L180 129H181V126L183 125H186V121H185V119H187V117H185V116H183L182 118L181 117H177L176 119H177V121H178V118H180L179 119V121L178 122H176L177 123V125H178V127H177V125H176V123H173L174 121H176V119L174 120V118L171 120V122H169V123H167V128H165L166 130H165V132L166 133H164V131H163V129L164 128H162V130H161V132H163L162 134H161V132H160V134L161 135H163V136H158V137H154V138H152V141H151V137L149 138V136L152 134V132L154 131V130H152V129H154L155 127H156V125H157V123L159 122V120H160V118L161 117H164V115H166L167 113H168V111H171L173 108H171V105H173V103H172V100H171V98H170V100H171V102H167V101H170L169 99L167 100L166 99V94H167V92L170 90V89H168L167 87V84H164V83H166L165 81L166 80H164L163 79V83H161V81H162V78H161V76H160V80H158L157 82H156V80H157ZM164 78V77H163ZM202 78V79H201ZM212 78V79H211ZM215 78V79H214ZM217 78V79H216ZM222 79V80H220V81H218L219 79ZM254 78V77H253ZM197 79V80H196ZM201 79V80H200ZM207 79V80H206ZM209 79H211L212 81H215V82H212V84H211V80H209ZM231 79V80H230ZM239 79V80H240ZM203 80V81H202ZM206 80V81H205ZM209 80V81H208ZM234 80V81H235ZM238 80V79H237ZM237 80L234 82L235 84H236V88L235 89H239V88H242V87H245V83L243 82V81H241L240 80V82L241 83H244V86H242V84H241V86H240V84H239V80H238V82H237ZM262 80V81H261ZM195 81V82H194ZM200 81V82H199ZM223 81H225V82H223ZM227 81V82H226ZM194 82V83H193ZM233 82H231V83H233ZM237 82V83H236ZM157 83L158 84H160L161 83V85H157ZM224 83V84H223ZM156 84V85H155ZM163 84V85H162ZM208 84H209V86H208ZM211 84V85H210ZM238 84V85H237ZM136 85V84H135ZM134 85V86H135ZM260 86H261V84H259ZM264 85V84H263ZM166 86V87H165ZM172 86V85H171ZM170 86V87H171ZM208 86V87H207ZM249 86V87H250ZM260 86H257V87H260ZM135 87H138V85L137 86H135ZM169 87V88H170ZM190 88L188 85L185 87V88ZM211 87H212V89H211ZM214 87V88H213ZM218 87H220V89H218ZM222 87V88H221ZM163 88V89H162ZM184 88V89H185ZM187 88V90H189ZM217 88V89H216ZM143 89V90H144ZM167 89H168V91H167ZM205 89H207V90H205ZM211 89V90H210ZM260 89L261 90H259L258 92V95L256 96V97H258L257 99H255L256 101H258L257 103H261V104H264V87L262 88V86L260 87ZM124 90H126V89H124ZM137 90V89H136ZM142 90V91H143ZM186 90V89H185ZM263 90V91H262ZM128 91H130L129 89L127 90V91H125V92H128ZM141 91V92H142ZM157 93H156V92ZM165 93H164V92ZM210 91H213V92H210ZM218 91V92H217ZM144 92V91H143ZM153 92V93H152ZM163 92V93H162ZM217 92V93H216ZM223 92V93H222ZM129 93V92H128ZM160 94V95H159ZM163 94V95H162ZM202 94L203 95H206L205 93H203L202 92ZM161 95H162V97H161ZM261 95H262V97H261ZM151 97V98H150ZM150 98V99H149ZM154 99V100H153ZM161 99V100H160ZM148 100V101H147ZM154 101V102H153ZM164 101V102H163ZM146 102V103H145ZM174 102H175V100H174ZM171 105H170V104ZM133 104V103H132ZM144 105V106H143ZM150 105V106H149ZM147 106L149 107L148 109H147ZM144 107V108H143ZM168 107V108H167ZM136 108H139V107H137L136 106ZM171 108V110H168V109H170ZM138 110H140V108L138 109ZM58 112H59V109L57 110ZM153 116V117H152ZM263 118V119H262ZM162 119V118H161ZM184 119V120H183ZM258 119V120H257ZM54 120H55V118H54ZM154 120H156V121H154ZM158 120V121H157ZM181 120H183V124H182V122H180ZM239 119H237V121H238ZM257 120V121H256ZM173 121V122H172ZM54 122V121H53ZM188 122V121H187ZM251 122V123H250ZM253 122V123H252ZM61 123V119H59L58 121H57V124L59 125ZM172 124V125H171ZM175 124V125H174ZM256 124V125H255ZM169 125V126H168ZM240 125V126H239ZM245 125V126H244ZM176 126V127H175ZM182 126V127H183ZM234 126V127H233ZM236 126V127H235ZM239 126V127H238ZM257 126V127H256ZM151 129H149V128ZM173 128V129H172ZM237 128V129H236ZM167 129H169L168 131H167ZM174 129H179L178 131L176 130V131H174ZM205 129H207L206 127H205ZM218 129H221V130H218ZM232 129V130H231ZM241 129V130H240ZM247 129V130H246ZM249 129V130H248ZM253 130V131H252ZM150 131H151V133H150ZM173 131V132H172ZM217 131V132H216ZM230 131V132H229ZM241 131H242V133H241ZM146 132H144V133H146ZM220 132V133H219ZM146 133V134H147ZM180 133V134H179ZM212 133V132H211ZM252 133V134H251ZM158 133L156 132V135H157ZM169 134V135H168ZM176 135V139L173 137V136H175ZM182 134V135H181ZM191 134L192 135H194L195 137H197V138H195L194 136H191ZM218 134V135H217ZM235 136H234V135ZM141 135H142V133H141ZM179 135H181V137L179 136ZM147 136V137H146ZM167 136H169V138H166ZM172 138H174V141H173V139H171V137ZM179 136V137H178ZM184 136V137H183ZM187 136V137H186ZM237 136V137H236ZM143 137H145L144 138V140L143 139H141V138H143ZM164 137V138H163ZM178 137V138H177ZM191 137V138H190ZM212 137V138H211ZM220 137V138H219ZM241 137V138H240ZM257 137V138H256ZM149 138V139H148ZM158 138L159 140H157L156 141V139ZM163 140H162V139ZM227 138V139H226ZM146 139V140H145ZM230 139V140H229ZM256 139V140H255ZM258 139V140H257ZM150 140V141H149ZM178 140V141H177ZM193 140V141H192ZM214 140V141H213ZM219 140H221V141H219ZM225 140V141H224ZM148 142V144H147V142ZM161 143H160V142ZM167 141V142H166ZM170 141H172V142H170ZM180 141V142H179ZM204 141V142H203ZM146 142V143H145ZM151 142V143H150ZM156 144H155V143ZM169 142V143H168ZM184 142V143H183ZM199 142H200V144H199ZM229 143L228 145L226 144V143ZM175 145H174V144ZM214 143H216V144H214ZM218 143V144H217ZM251 143V144H250ZM140 146H139V145ZM159 144V145H158ZM191 144V145H190ZM193 144H195V145H197V146H195V145H193ZM201 144H202V146H201ZM220 144V145H219ZM225 144V145H224ZM239 144V145H238ZM147 145V146H146ZM151 146L150 148L148 147V146ZM156 145V146H155ZM186 145V146H185ZM189 147H188V146ZM193 145V146H192ZM217 145V146H216ZM232 147H231V146ZM248 145V146H247ZM260 145V146H259ZM137 146V147H136ZM144 146V147H143ZM159 146V147H158ZM216 146V147H215ZM222 146V147H221ZM238 146V147H237ZM251 146V147H250ZM198 147V148H197ZM211 147V148H210ZM240 147V148H239ZM253 147V148H252ZM134 148H137L136 150L134 149V152L135 153H133L132 151H133V149ZM140 148H141V150H140ZM217 150H216V149ZM226 148V149H225ZM236 148H237V150H236ZM245 150H244V149ZM114 149V148H113ZM129 149H132V151H130ZM144 149H146V150H144ZM201 149V150H200ZM208 149V150H207ZM112 150V149H111ZM115 150H117V148L115 149ZM126 150H128L129 152H127ZM139 150V151H138ZM151 152H150V151ZM191 151V153H190V151ZM193 150V151H192ZM137 151H138V153H140L139 155L137 154ZM180 151H182V152H180ZM205 151V152H204ZM214 151V152H213ZM124 152V153H123ZM127 152V153H126ZM144 152H146V153H144ZM189 152V153H188ZM198 152V153H197ZM114 153H116L117 155H114ZM118 153H120V154H118ZM131 153H133V154H131ZM241 153V154H240ZM144 154V155H143ZM148 154V155H147ZM192 154V155H191ZM208 154V155H207ZM215 154V155H214ZM219 154V155H218ZM131 155V156H130ZM132 155H135V156H133L132 157ZM141 155V156H140ZM146 155V156H145ZM180 155V156H179ZM205 155V156H204ZM207 155V156H206ZM210 155V156H209ZM244 155V156H243ZM251 155V156H250ZM137 156H139V157H137ZM201 156V157H200ZM137 157V159L135 160V158ZM143 157V158H142ZM150 157V158H149ZM184 157V158H183ZM187 157V158H186ZM196 157V158H195ZM246 157V158H245ZM114 158V159H113ZM133 158V159H132ZM161 158V159H160ZM195 158V159H194ZM201 158V159H200ZM218 158V159H217ZM107 159H108V161L109 162H107ZM130 159V160H129ZM144 159V163L145 162H147L148 164L150 163L151 165H149V166H147V167H145L142 171L140 170V172H138V171H136L135 172V168L137 169V167L138 166H142L143 165V163H142V161L141 160H143ZM151 159V160H150ZM193 159V160H192ZM199 159V160H198ZM207 159V160H206ZM241 159V160H240ZM243 159V160H242ZM260 159H261V161H260ZM110 160H111V164H110ZM135 160V161H134ZM141 162H140V161ZM148 160V161H147ZM227 160H229V161H227ZM257 160V161H256ZM114 162V164L113 165H115V166H111L112 165V163ZM123 161H124V163H123ZM137 161V162H136ZM155 161V162H154ZM191 163H190V162ZM103 162V163H104ZM119 162V163H118ZM153 162V163H152ZM246 162V163H245ZM105 163V164H106ZM122 163V164H121ZM140 165H139V164ZM174 163V164H173ZM194 163V164H193ZM244 163V164H243ZM248 163V164H247ZM124 164V165H123ZM137 164V165H136ZM111 167H110V166ZM135 165V166H134ZM151 166V167H150ZM108 167H110V168H108ZM135 167V168H134ZM231 167V168H230ZM108 168V169H107ZM139 168V167H138ZM148 168V169H147ZM151 168V169H150ZM237 168V169H236ZM113 169V170H112ZM144 170H146V172H144ZM188 170V171H187ZM255 170H257V171H255ZM111 171V172H110ZM67 172L69 173V171H66V172H63V175H62V177L64 176L65 178H63L62 179V177H61V180H60V176L59 177H57V178H55L54 177V179H52V180H54L55 182L58 180H60V181H62V185H64V183H67L65 180H66V174H67ZM114 173V176H113V173ZM116 172V173H115ZM138 172V173H137ZM170 172V173H169ZM189 174H188V173ZM259 172V173H258ZM32 173V174H31ZM34 173H36L37 175H39L37 172H34V171H32V172H27L26 174H28V176L27 175H23V176H27L28 178H34L33 176H35V174ZM152 173V174H151ZM193 173V174H192ZM202 173V174H201ZM25 174V173H24ZM30 174V175H29ZM112 174V175H111ZM139 174V175H138ZM184 174V175H183ZM256 174V175H255ZM36 175V177H38ZM92 175H95V176H92ZM173 175V176H172ZM180 175H182V176H180ZM188 175V176H187ZM190 175H191V177H190ZM76 176H78V175H73V177H76ZM108 176V177H107ZM121 176V177H120ZM134 176V177H133ZM144 176V177H143ZM186 176V177H185ZM194 176H195V178H194ZM197 176V177H196ZM253 176V177H252ZM86 177L88 178V179H86ZM90 177H92V178H95V180L93 181L92 180V178H90ZM99 177V178H98ZM118 177V178H117ZM182 177V178H181ZM184 177V178H183ZM190 177V178H189ZM30 178V179H31ZM67 178H69V177H67ZM84 178V177H83ZM111 178V179H110ZM120 178H122V180H120ZM125 178V179H124ZM177 178V179H176ZM178 178H180V179H178ZM192 178V179H191ZM194 178V179H193ZM253 178V179H252ZM259 178V179H258ZM39 179V178H38ZM56 179V180H55ZM90 179V180H89ZM97 179V180H96ZM98 179H100L99 181H98ZM127 179V180H126ZM137 179V180H136ZM139 179V180H138ZM171 179V180H170ZM189 181H188V180ZM190 179H191V181H190ZM198 179V180H197ZM244 179V180H243ZM263 179V180H262ZM52 180L50 179L49 180V182L48 181H46L44 184L45 185H48L49 187H52L51 185L53 184L54 186L56 185V186H58V187H61L60 186V184H61V182L59 181V184H58V182L57 183H55V182H52ZM87 182H86V181ZM91 181L92 182V184H91V182L90 183H88L89 181ZM106 180V181H105ZM155 180V181H154ZM175 182H174V181ZM195 180H197V181H195ZM216 180V181H215ZM112 181V182H111ZM116 181H124L123 183H125L124 185H125V187H124V185L123 186H121V187H119V188H116V189H114V188H110L111 187V184H113L114 182H116ZM137 181V182H136ZM157 181V182H156ZM166 181L168 182V183H166ZM170 181H172V182H170ZM180 181H182V182H180ZM184 181V182H183ZM186 181V182H185ZM215 181V182H214ZM51 182V183H50ZM64 182V183H63ZM76 182V181H75ZM105 182V183H104ZM109 182V183H108ZM111 182V183H110ZM155 183L156 185L154 186V187H152L151 189L150 188H147L146 187V189H145V187L143 186V185H141L142 183ZM165 182V183H164ZM174 182V183H173ZM245 182H248V183H245ZM55 183V184H54ZM97 183L99 184V185H97ZM103 183V184H102ZM107 183V184H106ZM178 183V184H177ZM180 183H182L183 184V186L180 184ZM186 183V184H185ZM198 183V184H197ZM235 183V184H234ZM51 184V185H50ZM164 184V185H163ZM165 184H167V185H165ZM244 184H245V186H244ZM107 186L108 187V189L109 190H115L114 191V193L113 192H111V193H109V197H110V199H109V202L107 201V202H102V200H101V198H100V195H98V186H100V187H102V186ZM135 187H134V186ZM163 185V187H161ZM177 185H178V187H177ZM211 185V186H210ZM231 185V186H230ZM188 188H187V187ZM192 186V187H191ZM199 186V187H198ZM36 187V186H35ZM39 187V188H38ZM42 187H43V184H41V185H37V187L36 188H34V189H31L32 191H40L41 189H42ZM48 187V188H49ZM122 187L124 188V189H122ZM127 187V188H126ZM139 187V188H138ZM140 187L142 188V189H140ZM157 187V188H156ZM161 187V188H160ZM170 187H171V189H170ZM175 187H177V188H175ZM53 188H57V187H53ZM98 188V189H97ZM160 188V189H159ZM164 188H167V190H168V188H169V192L166 190V189H164ZM174 188V189H173ZM183 189L182 191H180V189ZM184 188H186V189H184ZM208 188V189H207ZM216 188V189H215ZM240 188V189H239ZM120 189H122V190H119ZM126 189V190H125ZM130 191H129V190ZM132 189H134V190H132ZM138 189V190H137ZM140 189V190H139ZM148 189V190H147ZM157 189V190H156ZM162 189H164V190H162ZM189 189H190V192H189ZM230 189V190H229ZM236 189V190H235ZM238 189V190H237ZM119 191V193L120 194H118V191ZM144 190H146L147 192V194H149V195H147L145 192H144ZM150 190V191H149ZM179 190V191H178ZM215 190V191H214ZM218 190V191H217ZM224 190V191H223ZM123 191V192H122ZM132 191V192H131ZM134 191V192H133ZM138 191V192H137ZM150 193H149V192ZM160 191V192H159ZM163 191V192H162ZM175 191V192H174ZM176 191H178L177 193H176ZM253 191V192H252ZM116 192V193H115ZM140 192V193H139ZM168 192V193H167ZM182 192V193H181ZM183 192H185V193H183ZM188 192V193H187ZM210 192H211V194H210ZM213 192V193H212ZM257 192V193H256ZM130 193V195H128ZM171 193V194H170ZM175 193V194H174ZM180 193V194H179ZM187 193V194H186ZM207 193V194H206ZM235 193V194H234ZM239 193V194H238ZM93 194V195H92ZM126 194V195H125ZM135 194H136V196H135ZM139 194H140V196H141V198H143V199H141L140 198V196H139ZM168 196H167V195ZM173 194V195H172ZM181 194H183V197H181L182 195ZM188 194H190V196L188 195ZM193 194V195H192ZM204 194V195H203ZM230 194V195H229ZM242 194V195H241ZM134 195V196H133ZM179 195V196H178ZM188 195V196H187ZM226 195V196H225ZM84 196H86L85 194L84 195H82V197H84ZM121 196V197H120ZM124 196V197H123ZM132 196V197H131ZM137 196H138V198H137ZM145 196V197H144ZM148 198H147V197ZM149 196H151V197H149ZM166 196V197H165ZM170 196V197H169ZM172 196V197H171ZM197 196V197H196ZM198 196H200V197H198ZM202 196V197H201ZM220 196V197H219ZM236 196V197H235ZM259 196V197H258ZM81 197V198H82ZM128 197V198H127ZM135 197V198H134ZM169 197V198H168ZM185 197H187V199L185 198ZM194 197V198H193ZM115 198H117V199H115V202H112V200L114 201V199ZM125 198V199H124ZM131 198V199H130ZM134 198V199H133ZM147 198V199H146ZM164 198V199H163ZM170 198H172V199H170ZM177 198V199H176ZM181 198V199H180ZM191 198V200H189ZM234 198V199H233ZM257 198V199H256ZM88 199V198H87ZM120 199H121V202H120ZM130 199V200H129ZM134 201H133V200ZM143 200L144 202L141 204V203H134V202H136L137 200ZM146 199V200H145ZM152 200V203H151V201L150 200ZM174 199L175 200H177V202L176 201H174ZM181 200V202H180V200ZM202 199H205V200H202ZM251 199V200H250ZM80 200V199H79ZM158 200V201H157ZM166 200H167V202H166ZM170 200V201H169ZM173 200V201H172ZM185 200V201H184ZM193 200V201H192ZM201 202V205H200V202ZM244 200V201H243ZM130 201V202H129ZM133 201V203H132V205L133 204H135L134 206H133V208L131 207L132 205H130L131 204V202ZM164 201V202H163ZM170 203H169V202ZM184 201V202H183ZM188 203H187V202ZM189 201H191V202H189ZM240 201V202H239ZM100 202V203H99ZM102 202V203H101ZM112 202V203H111ZM118 202V203H117ZM124 202H126V203H124ZM154 202H156L157 204H159V205H155L154 204ZM163 202V203H162ZM173 202V203H172ZM178 202H179V204L180 205H178ZM198 202V203H197ZM206 202H209V203H211V204H209V203H206ZM117 203V204H116ZM122 205H121V204ZM145 203H147V204H145ZM172 203V204H171ZM175 203H177V204H175ZM186 203V204H185ZM191 205H190V204ZM193 203V204H192ZM202 203H203V205H202ZM100 204H101V206H100ZM106 204V205H105ZM107 204H108V206H107ZM112 204L114 205L115 204V206L113 207L112 206ZM138 204H139V206H138ZM145 206H144V205ZM161 204H163L162 206L164 207H162L161 206ZM164 204H166L167 206H168V209H167V206L166 205H164ZM195 204H196V206H195ZM197 204L198 205H200V207H201V209H200V207H198L197 209H196V207H197ZM206 204V205H205ZM130 205V207H127V206H129ZM153 205H155L154 207H153ZM184 205V206H183ZM209 205V206H208ZM213 205V206H212ZM237 205V206H236ZM240 205V206H239ZM99 206V207H98ZM106 206V208H104ZM137 206V207H136ZM141 206H143V207H141ZM148 206H150L149 208H148ZM159 206V207H158ZM181 206L183 207V208H181ZM195 206V207H194ZM204 206L206 207V210H208V211H206L205 209H204ZM211 206V207H210ZM139 207V208H138ZM146 207L148 208V211L146 210ZM156 207V208H155ZM158 207V208H157ZM194 207V208H193ZM215 207V208H214ZM233 207V208H232ZM247 207V208H246ZM261 207V208H260ZM98 208H99V210H98ZM111 208V209H110ZM129 208V210H131V211H128L127 209ZM130 208H132V209H130ZM134 208L136 209L137 208V210L138 211H141V213L140 212H138L137 210L135 211L134 210ZM144 208V210H146V211H144V210H142ZM166 208V209H165ZM170 208V209H169ZM179 208V209H178ZM186 208V209H185ZM211 208V209H210ZM230 208V209H229ZM241 208V209H240ZM141 209V210H140ZM150 209V210H149ZM157 209V210H156ZM161 210V213H160V210ZM164 209V210H163ZM183 209H185V210H183ZM189 211H188V210ZM233 209V210H232ZM252 209V211H250ZM257 209H259V210H257ZM96 210V211H95ZM98 210V211H97ZM151 210H153V211H151ZM170 210V211H169ZM180 210V211H179ZM183 210V211H182ZM262 210V211H261ZM77 211H80V209H75L74 211H72L71 212V214H75V213H77ZM105 211V212H104ZM136 212V216L134 217V215H135V213H133V212ZM157 211V212H156ZM162 211H164V212H162ZM182 211V212H181ZM195 211V212H194ZM219 211V212H218ZM222 211V212H221ZM243 211H244V213H243ZM261 211V212H260ZM99 212V213H98ZM152 214H151V213ZM168 212V213H167ZM179 212H180V214H179ZM184 212V213H183ZM217 212V213H216ZM123 213V214H122ZM133 213V214H132ZM140 213V214H139ZM144 213V214H143ZM146 213H147V215H146ZM150 213V215H153L152 217L150 216V215H148ZM155 215H154V214ZM158 213H160L159 215H158ZM167 213V214H166ZM170 213V214H169ZM175 213H177L176 215H175ZM246 213V214H245ZM124 214H126V216L124 215ZM130 216H129V215ZM143 214V215H142ZM169 214V215H168ZM171 214H172V216L173 217H170L171 216ZM185 215V216H183L184 217V220H185V222H184V220H183V217L181 216V215ZM196 214V215H195ZM221 214V215H220ZM96 215V216H97ZM121 215V216H120ZM124 217H123V216ZM140 215V216H139ZM145 215L147 216V217H145ZM156 215H158V216H156ZM179 215V216H178ZM215 215V216H214ZM98 216H100V215H98ZM97 216V217H98ZM120 217V219H121V217H122V219H123V222H122V219L121 220H119V217ZM129 216V218H126V217H128ZM161 217V219H160V217ZM177 216H178V218H177ZM188 216V217H187ZM214 216V217H213ZM224 216V217H223ZM228 216V217H227ZM131 217L134 219V221H133V219H131ZM138 217V218H137ZM139 217H141V218H139ZM142 217H144V218H142ZM164 217V218H163ZM171 218V220H170V218ZM174 217H175V219H174ZM202 220H200L199 218ZM218 217V218H217ZM220 217V218H219ZM227 217V218H226ZM260 217V218H259ZM146 218V219H145ZM152 218V219H151ZM167 218V219H166ZM188 220H187V219ZM192 218V219H191ZM197 218V219H196ZM214 218H216V219H214ZM139 219V220H138ZM166 219V220H165ZM173 219V220H172ZM194 219V220H193ZM208 219H209V221H208ZM218 219V220H217ZM93 220H95V221H93ZM125 220V221H124ZM128 220H130L129 222H128ZM163 220V221H162ZM165 220V221H164ZM168 220V221H167ZM169 220L171 221V222H169ZM180 220H181V223H180ZM198 220V221H197ZM205 220V221H204ZM227 220V221H226ZM230 220V221H229ZM115 221V222H116ZM174 221V222H173ZM187 221V222H186ZM263 221V222H262ZM93 222H94V224H93ZM97 224H96V223ZM114 222V221H113ZM159 222H161V223H159ZM163 222V223H162ZM178 222V223H177ZM199 222V223H198ZM202 222V223H201ZM224 222H225V224H224ZM229 223V224H227V223ZM232 222V223H231ZM87 223H92V225H90V224H88L87 226H86V224ZM137 223H138V225H137ZM145 223H147V222H145ZM171 223V224H170ZM173 223H174V225H176V226H174L173 225ZM177 223V224H176ZM179 223H180V225L182 226L183 225V223H184V225L182 226V229H180L181 228V226L179 227ZM189 223H190V225H189ZM194 223V224H193ZM85 224V223H84ZM86 224L84 225V227H83V229L82 230H84L83 232H81L80 231V233H82V234H84V233H86V232H90L89 231V229L92 231V229H94L95 227H97V226H100V225H102V222H100L99 223V221L97 222V219L96 218H93V219H89L88 220V222H86ZM99 224V225H98ZM160 224H161V226H160ZM192 224H193V226H192ZM195 224H198V226L197 225H195ZM223 224V225H222ZM151 225V226H150ZM185 225H186V227H185ZM195 225V226H194ZM202 225V226H201ZM88 226H90V228H87ZM140 226V227H139ZM166 226H168L169 228V230L167 229V227ZM199 226H201V227H199ZM261 226H263V227H261ZM5 227V226H4ZM2 228V233H0V264H12L14 261H16L17 259H18V257H19V255H20V253H21V250H24L25 249V244H23V243H21V241H19V240H17V239H19V238H21V236L23 235V234H25V232H22L20 229V227H18V228H14V230H13V226H11V227H5V228ZM86 227V228H85ZM93 227V228H92ZM144 227L146 228V230L148 229V227H149V229L146 231L145 229H144ZM165 227H166V230L164 231V229H165ZM172 227V228H171ZM175 227V228H174ZM188 227H192L191 229H188ZM194 227H195V229H196V231H195V229H194ZM225 227V228H224ZM230 228V230L229 229H227V228ZM237 227V228H236ZM252 227V228H251ZM256 229H255V228ZM7 228V229H6ZM87 230V231H85V229ZM164 228V229H163ZM171 228V229H170ZM178 228V229H177ZM185 228H187V229H185ZM197 228H199V231H197ZM224 228V229H223ZM233 228H235L234 230H233ZM244 228V229H243ZM4 229H6V231H4ZM140 229V230H139ZM144 229V231H142ZM156 229H158V231L157 232H160V234L164 237H162L161 235L159 236V234H157V232H156ZM175 229V230H174ZM184 229V230H183ZM194 229V230H193ZM226 229V230H225ZM1 230V229H0ZM11 231V232H9V231ZM18 230V231H17ZM20 230V231H19ZM153 230H154V232L156 233V234H154L153 233ZM163 230V231H162ZM172 230H174V231H172ZM178 230H179V232H178ZM181 230H182V232H181ZM185 230H187V231H189V232H186ZM254 230V231H253ZM36 231H39V229H37ZM162 231V232H161ZM184 231V232H183ZM204 231V232H203ZM239 231V232H238ZM244 231V232H243ZM246 231H247V233H246ZM250 231V232H249ZM258 231H260V232H257ZM1 232V231H0ZM6 232V233H5ZM9 232V233H8ZM18 232V234H16ZM22 232V233H21ZM148 232H150V233H148ZM176 232V234H174ZM178 232V233H177ZM191 232V233H190ZM197 232V233H196ZM203 232V233H202ZM208 232V234H206V233ZM235 234H234V233ZM262 232H263V234H262ZM5 233V234H4ZM20 233V234H19ZM167 233V234H166ZM183 233H185V235L186 234H188L187 235V237H185L184 235H183ZM198 233H200V234H198ZM205 233V234H204ZM256 233H257V235H256ZM2 234V235H1ZM10 235V236H8V235ZM14 234V235H13ZM240 234V235H239ZM247 234V235H246ZM250 234V235H249ZM252 234V235H251ZM253 234H255L256 236V238L255 237H252L253 236ZM15 235H17V236H15ZM19 235H21L20 237H19ZM156 235V236H155ZM182 235L184 236V237H182ZM198 235V236H197ZM244 235H246L245 237H244ZM5 236V237H4ZM157 236H159V237H157ZM172 236V237H173ZM190 236V237H189ZM197 236V237H196ZM229 236V237H228ZM257 236H259L258 238L260 239L259 240V242L256 240L257 239ZM263 236V237H262ZM168 237H170L169 239H168ZM177 237V238H176ZM179 237V238H178ZM10 238V239H9ZM14 238V239H13ZM156 238H158L159 240H156ZM167 238V239H166ZM255 240H254V239ZM262 238V239H261ZM171 239H173V238H171ZM222 239V240H221ZM226 240V241H225ZM230 240V241H229ZM251 240H253V241H251ZM23 241V240H22ZM174 241H172V240H170V242H169V244H171L172 242H174ZM232 241V242H231ZM254 241H256V242H254ZM13 242V243H12ZM15 242V243H14ZM232 244H231V243ZM242 242V243H241ZM247 242V243H246ZM17 243H18V245H17ZM212 243V244H213ZM220 243V244H219ZM252 243V244H251ZM13 244H15V245H17V247H15V245L13 246ZM239 244V245H238ZM247 244V245H246ZM249 244V245H248ZM198 245V246H197ZM199 245H200V243L198 244V243H195L194 245H191L190 243H188L187 244V246L188 247H192V246H197V247H199ZM202 245H200L201 247H203ZM210 245V246H209ZM259 245V246H258ZM263 245V246H262ZM218 246V247H217ZM243 246V247H242ZM247 246V247H246ZM14 247H15V249H14ZM206 246L205 247H203V248H206L205 250H208V248H207ZM227 247H228V249H227ZM231 247V248H230ZM259 247H260V249H259ZM262 247V248H261ZM20 248V249H19ZM212 248V249H211ZM220 248V249H219ZM259 249V250H255V249ZM11 249V250H10ZM12 249L14 250V251H12ZM230 249V250H229ZM243 249V250H242ZM249 249V250H248ZM239 250H242V251H239ZM224 251V252H223ZM235 251V252H234ZM256 251V252H255ZM14 252H16V253H18V254H16V253H14ZM234 252V253H233ZM247 254H246V253ZM229 253V254H228ZM231 253V254H230ZM260 253V254H259ZM263 253V254H262ZM251 254V255H250ZM258 254V255H257ZM238 255L241 257V258H239L238 257ZM249 255V256H248ZM10 256V257H9ZM234 256V257H233ZM245 256V257H244ZM251 257L250 259H254V260H258V258L259 257H257V258H254V257ZM3 257V258H2ZM229 257V258H228ZM231 257V258H230ZM244 257V258H243ZM12 259V260H11ZM247 259V260H246ZM13 261V262H12ZM250 261V260H249ZM221 264H224L223 262H220ZM238 263V264H239ZM226 264V263H225Z\"/></svg>",
    "mask_w": 264,
    "mask_h": 264
}]
</instances>
